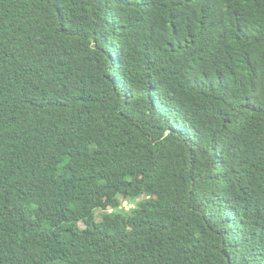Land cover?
I'll list each match as a JSON object with an SVG mask.
<instances>
[{"label": "trees", "instance_id": "obj_1", "mask_svg": "<svg viewBox=\"0 0 264 264\" xmlns=\"http://www.w3.org/2000/svg\"><path fill=\"white\" fill-rule=\"evenodd\" d=\"M0 264H264V0H0Z\"/></svg>", "mask_w": 264, "mask_h": 264}, {"label": "rangeland", "instance_id": "obj_2", "mask_svg": "<svg viewBox=\"0 0 264 264\" xmlns=\"http://www.w3.org/2000/svg\"><path fill=\"white\" fill-rule=\"evenodd\" d=\"M126 209H129L131 207H134L135 206V203H132L131 201H125L124 204ZM98 213H100V210L98 211Z\"/></svg>", "mask_w": 264, "mask_h": 264}]
</instances>
